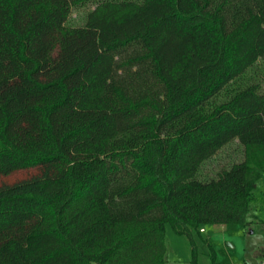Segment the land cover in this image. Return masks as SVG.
Here are the masks:
<instances>
[{
	"label": "trees",
	"instance_id": "1",
	"mask_svg": "<svg viewBox=\"0 0 264 264\" xmlns=\"http://www.w3.org/2000/svg\"><path fill=\"white\" fill-rule=\"evenodd\" d=\"M263 175L264 0H0V264H167Z\"/></svg>",
	"mask_w": 264,
	"mask_h": 264
},
{
	"label": "rangeland",
	"instance_id": "2",
	"mask_svg": "<svg viewBox=\"0 0 264 264\" xmlns=\"http://www.w3.org/2000/svg\"><path fill=\"white\" fill-rule=\"evenodd\" d=\"M92 6L93 3H85L73 7L68 23L82 24ZM242 158V145L232 140L203 161L198 176L215 175ZM251 210L262 223L255 222V218L249 225L239 222L205 223L192 231L193 242L166 223L167 264H188L193 250L196 252V264H264V232L260 231L264 228V175L257 182Z\"/></svg>",
	"mask_w": 264,
	"mask_h": 264
},
{
	"label": "built area",
	"instance_id": "3",
	"mask_svg": "<svg viewBox=\"0 0 264 264\" xmlns=\"http://www.w3.org/2000/svg\"><path fill=\"white\" fill-rule=\"evenodd\" d=\"M201 230H202V228H201Z\"/></svg>",
	"mask_w": 264,
	"mask_h": 264
}]
</instances>
